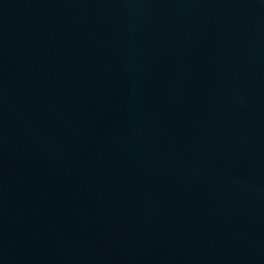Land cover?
I'll list each match as a JSON object with an SVG mask.
<instances>
[{
  "label": "water",
  "instance_id": "95a60500",
  "mask_svg": "<svg viewBox=\"0 0 264 264\" xmlns=\"http://www.w3.org/2000/svg\"><path fill=\"white\" fill-rule=\"evenodd\" d=\"M0 264H264V0H0Z\"/></svg>",
  "mask_w": 264,
  "mask_h": 264
}]
</instances>
